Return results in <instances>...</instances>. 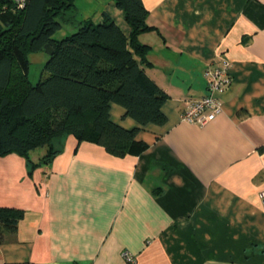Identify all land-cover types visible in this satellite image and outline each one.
I'll return each mask as SVG.
<instances>
[{
    "label": "crops",
    "instance_id": "1",
    "mask_svg": "<svg viewBox=\"0 0 264 264\" xmlns=\"http://www.w3.org/2000/svg\"><path fill=\"white\" fill-rule=\"evenodd\" d=\"M152 29L147 74L168 95L166 121L124 156L72 134L59 151L0 156V206L24 211L4 232L0 264H264V0H142ZM105 9L128 34L123 12ZM99 15L94 18L97 22ZM230 61L222 110L204 125L180 119L206 92L204 69ZM111 118L136 125L111 105Z\"/></svg>",
    "mask_w": 264,
    "mask_h": 264
},
{
    "label": "trees",
    "instance_id": "2",
    "mask_svg": "<svg viewBox=\"0 0 264 264\" xmlns=\"http://www.w3.org/2000/svg\"><path fill=\"white\" fill-rule=\"evenodd\" d=\"M123 12L126 34L112 16L101 10L100 20H77L66 11L76 0H0V156L17 153L31 166L33 150L43 148L38 164L47 165L59 151L55 142L72 134L124 156L146 146L136 140L147 124L162 125L167 93L147 74L149 46L139 34L152 29L142 0H110ZM76 29L55 38L62 22ZM52 54L36 83L27 76L28 53ZM123 108V117L136 125L126 128L111 118V105ZM24 211L0 206V242L15 231ZM6 264H32L6 263Z\"/></svg>",
    "mask_w": 264,
    "mask_h": 264
},
{
    "label": "built area",
    "instance_id": "3",
    "mask_svg": "<svg viewBox=\"0 0 264 264\" xmlns=\"http://www.w3.org/2000/svg\"><path fill=\"white\" fill-rule=\"evenodd\" d=\"M18 6H23V0H16ZM230 61L225 57L218 59L209 64L204 69L206 79V92L197 98L183 99L180 119L182 121L197 125H204L214 119L222 110L220 95L232 81L229 73ZM262 206H264V190L260 192ZM125 264H134L135 257L126 249L121 252Z\"/></svg>",
    "mask_w": 264,
    "mask_h": 264
},
{
    "label": "rangeland",
    "instance_id": "4",
    "mask_svg": "<svg viewBox=\"0 0 264 264\" xmlns=\"http://www.w3.org/2000/svg\"><path fill=\"white\" fill-rule=\"evenodd\" d=\"M108 0H76L75 9L65 12V17H71L73 14L77 20L91 19L99 15L102 9H105V5ZM76 29L72 23L62 22V27L54 33V37L62 38ZM28 71L27 76L31 83H36L43 69V65L47 60V54L44 51H32L28 53Z\"/></svg>",
    "mask_w": 264,
    "mask_h": 264
},
{
    "label": "water",
    "instance_id": "5",
    "mask_svg": "<svg viewBox=\"0 0 264 264\" xmlns=\"http://www.w3.org/2000/svg\"><path fill=\"white\" fill-rule=\"evenodd\" d=\"M44 52H45L46 54H48V55L52 54V47L50 46L49 43H46V44L44 45Z\"/></svg>",
    "mask_w": 264,
    "mask_h": 264
}]
</instances>
